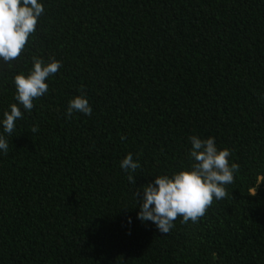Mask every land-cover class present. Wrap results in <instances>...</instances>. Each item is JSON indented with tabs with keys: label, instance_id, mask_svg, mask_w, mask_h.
Listing matches in <instances>:
<instances>
[{
	"label": "trees",
	"instance_id": "trees-1",
	"mask_svg": "<svg viewBox=\"0 0 264 264\" xmlns=\"http://www.w3.org/2000/svg\"><path fill=\"white\" fill-rule=\"evenodd\" d=\"M39 2L25 49L0 62V118L34 59L61 67L0 152V264H264V0ZM79 95L92 114L65 118ZM191 136L239 168L164 234L134 193L189 169Z\"/></svg>",
	"mask_w": 264,
	"mask_h": 264
},
{
	"label": "clouds",
	"instance_id": "clouds-1",
	"mask_svg": "<svg viewBox=\"0 0 264 264\" xmlns=\"http://www.w3.org/2000/svg\"><path fill=\"white\" fill-rule=\"evenodd\" d=\"M43 12L44 7L39 0H0V62L9 63L21 55ZM60 67L61 62L55 59L48 63L34 59L29 74L20 73L14 77V98L18 103L11 104L0 118V152H8L6 134L11 135L15 131L17 121L23 118V112L33 109L34 99L48 93L46 81ZM74 112L87 116L92 114L86 96L79 95L69 101L65 118H70ZM189 140L191 148L188 156L193 161L189 169L174 172L171 176H155L154 181L134 193L139 207L137 219L153 223L164 234L173 228L178 216L182 217L184 223H195L205 215L214 199L225 198V186L233 183L234 174L239 168L237 163H230V151L218 149L213 137L201 139L191 136ZM119 166L125 172H135L140 164L129 153ZM134 178L129 176L133 183ZM128 222H132L131 218Z\"/></svg>",
	"mask_w": 264,
	"mask_h": 264
}]
</instances>
